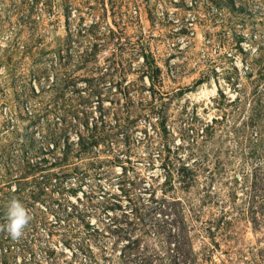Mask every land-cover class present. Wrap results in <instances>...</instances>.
<instances>
[{
  "label": "rangeland",
  "instance_id": "obj_1",
  "mask_svg": "<svg viewBox=\"0 0 264 264\" xmlns=\"http://www.w3.org/2000/svg\"><path fill=\"white\" fill-rule=\"evenodd\" d=\"M0 260L264 264V0H0Z\"/></svg>",
  "mask_w": 264,
  "mask_h": 264
},
{
  "label": "built area",
  "instance_id": "obj_2",
  "mask_svg": "<svg viewBox=\"0 0 264 264\" xmlns=\"http://www.w3.org/2000/svg\"><path fill=\"white\" fill-rule=\"evenodd\" d=\"M26 15L27 14H24L23 15V17H26ZM28 17V16H27ZM26 17V18H27ZM147 55H141V60H143V62H144V60H145V57H146ZM148 59V58H147ZM57 220H59L60 221V219L59 218H57ZM61 220H64V219H61ZM41 222V220L39 219V218H36V219H33V222H31V220H30V223H29V229L31 228V230H33L32 228H33V226H35V228L37 227V225L39 224ZM30 234V233H29ZM26 241H25V245H26V247H27V245L28 246H31L30 248L28 247V250H27V259L28 260H30L31 258H30V255H31V253H29V252H32V248L34 247V246H37V237L34 235V234H31V235H29L26 239H25ZM5 250H6V247L4 248ZM47 250L46 249H44V252H46ZM0 264H3L2 263V261L0 260ZM34 264H37L36 262L34 263Z\"/></svg>",
  "mask_w": 264,
  "mask_h": 264
},
{
  "label": "trees",
  "instance_id": "obj_3",
  "mask_svg": "<svg viewBox=\"0 0 264 264\" xmlns=\"http://www.w3.org/2000/svg\"><path fill=\"white\" fill-rule=\"evenodd\" d=\"M145 61H147V56L145 57ZM113 206H116L115 204L111 203L110 206H108V208H113Z\"/></svg>",
  "mask_w": 264,
  "mask_h": 264
},
{
  "label": "bare ground",
  "instance_id": "obj_4",
  "mask_svg": "<svg viewBox=\"0 0 264 264\" xmlns=\"http://www.w3.org/2000/svg\"><path fill=\"white\" fill-rule=\"evenodd\" d=\"M212 91V90H211ZM199 92H202V93H208L209 91L208 90H204V89H201Z\"/></svg>",
  "mask_w": 264,
  "mask_h": 264
}]
</instances>
